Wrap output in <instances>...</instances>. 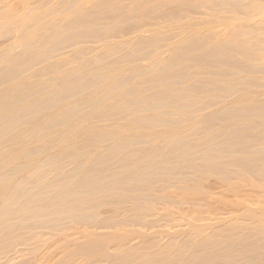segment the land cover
<instances>
[{
  "label": "bare ground",
  "instance_id": "bare-ground-1",
  "mask_svg": "<svg viewBox=\"0 0 264 264\" xmlns=\"http://www.w3.org/2000/svg\"><path fill=\"white\" fill-rule=\"evenodd\" d=\"M61 3L27 22L5 16L6 30L22 33L0 47V264L25 259L6 249L19 241L18 228L37 225L30 221L96 222V207L138 204L139 182L223 169L222 152L242 153L230 162L264 176V5L252 6L259 19L235 24L230 36L217 35L218 26L206 28L208 35L187 28L184 35L165 33L180 38L164 50L145 51L164 27L139 26L133 36L112 41L118 19L110 14H123L125 5ZM129 9L127 19L136 16V3ZM260 207L251 209L264 213ZM219 227L176 231L163 244L119 245L87 264H264V218ZM98 247L92 240L82 246Z\"/></svg>",
  "mask_w": 264,
  "mask_h": 264
},
{
  "label": "rangeland",
  "instance_id": "rangeland-1",
  "mask_svg": "<svg viewBox=\"0 0 264 264\" xmlns=\"http://www.w3.org/2000/svg\"><path fill=\"white\" fill-rule=\"evenodd\" d=\"M247 1L256 2H253L249 8H244L243 5ZM247 1L234 0L226 3V0H112L115 4L125 5L126 10L123 14L121 11L110 14L113 20L118 19L115 29L119 35L111 39L114 38L112 40L114 41L123 38L124 35L125 38L133 36L132 32L139 26L145 28L164 27L162 35L159 36L160 41L156 45H144L141 48L151 51L159 48L160 45L164 50L166 43L178 42L180 37L169 38L165 33L184 35L187 28L190 31L196 30L201 35H208L212 31L205 32L206 28L218 26L222 32L217 35L228 34L230 36L235 24L249 25L253 20L259 19L255 18L256 12L252 6L262 7L264 0ZM61 2L62 0H0V47L11 43L16 33H22L17 30L20 29L19 27L6 30L5 25L10 22V19L8 21L7 18L10 12L18 19L23 16L22 21L27 22L30 15L35 12L42 13L50 7L59 10L62 7ZM133 3H136L137 7L136 16L127 19L129 11H132L129 6ZM240 14L243 15L239 16ZM65 15L61 13L56 17ZM111 18L108 19L111 20ZM208 21H216V23L207 24ZM221 21L226 24V29L221 25ZM90 41L93 40H89V43H92ZM199 52L200 48H197L192 53L198 55ZM86 56L84 55V57ZM117 57L118 55H115L112 58ZM236 59L246 63V60L240 55ZM190 63L195 70L197 63L194 60H190ZM212 70L216 71V69ZM243 75L251 78L253 76L263 77L261 73L246 72ZM251 87L257 88L256 85ZM208 95L203 94L201 97ZM211 110L212 108L206 109V111ZM196 114L201 115L202 112ZM105 124L107 123L100 125ZM217 124L221 125V122L218 121ZM173 126L178 128L181 124L175 123ZM58 140H63V138ZM233 154L242 155L239 152L219 154L221 156L219 161L225 164L221 170L214 169L210 172L209 170L199 172L198 170H186L183 174L181 173V180L178 179L180 176L169 174L166 175L167 179L164 181L154 179L151 184L139 182L135 187L141 193L142 198L137 202L138 204L125 201L96 207L95 210L99 213L96 222L74 221L65 218L59 225H53L44 221H30L37 225L32 227H27V225L16 230L15 233L19 235V241L11 243L6 249L10 251L8 256L19 257L21 254H26L25 259L18 258L17 260L16 258L17 264L22 262L87 264L100 260L106 252H114V248L119 245L128 247L137 244L141 246L146 242H156L154 240L163 244L170 237L169 235L176 231L180 234L198 228L209 229L211 226L225 228L231 221L250 226L264 218V213L254 211L258 207L261 208L260 206L264 207V204L251 203L264 202V176L231 163L230 156ZM197 161L202 162L203 159H197ZM159 179H162V176H159ZM125 207L129 208V211H123ZM137 217L140 218L137 219ZM160 237L165 239H157ZM184 239V236L178 238L180 241ZM91 240L100 244V247L89 252L82 246ZM5 260L3 259V261Z\"/></svg>",
  "mask_w": 264,
  "mask_h": 264
}]
</instances>
